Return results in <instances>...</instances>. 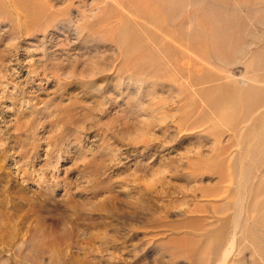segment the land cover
<instances>
[{
  "label": "rangeland",
  "instance_id": "obj_1",
  "mask_svg": "<svg viewBox=\"0 0 264 264\" xmlns=\"http://www.w3.org/2000/svg\"><path fill=\"white\" fill-rule=\"evenodd\" d=\"M0 264H264V0H0Z\"/></svg>",
  "mask_w": 264,
  "mask_h": 264
}]
</instances>
